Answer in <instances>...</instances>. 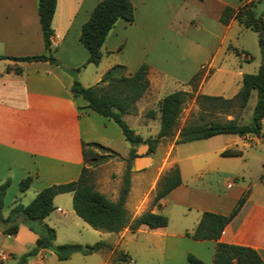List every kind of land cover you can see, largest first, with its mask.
Wrapping results in <instances>:
<instances>
[{
    "label": "crops",
    "instance_id": "1",
    "mask_svg": "<svg viewBox=\"0 0 264 264\" xmlns=\"http://www.w3.org/2000/svg\"><path fill=\"white\" fill-rule=\"evenodd\" d=\"M97 1L99 0L55 1L50 21L52 31L50 42L57 64L47 60L23 61L0 58V183L6 178L9 180L4 191L0 212L3 217L7 215L14 200L25 204L22 203V197H25L27 191L31 190V194L34 196L44 186L74 180L83 164L81 140L98 142L114 150L110 142L123 139L110 120L89 109L79 96L72 97L69 89L72 82L70 72L78 67L86 69L87 65H93L91 63L84 64L87 51L79 43L78 35L82 23L88 18ZM129 1L133 6V20L131 22L123 19L115 21L100 47L99 62L93 65V70L86 72L79 69L75 75L76 79L82 86H90L96 83L102 73L113 64L123 65L125 73L130 74L144 63L147 66L149 87L154 85L160 90L161 81L164 79L163 75L168 74L173 80L184 83L182 90L188 91L190 87L186 83L187 80L203 64L206 63L207 67L212 66L215 52L210 54L207 49L201 48L185 38L186 21L180 15L184 1L177 0L175 7L167 6L170 11L166 10V14L162 13L160 7L162 0ZM216 1L218 2V21L221 9L229 3L224 0ZM246 1L249 0L244 2ZM233 21L236 20L231 19L227 24H221L225 29H229ZM238 25L243 27L240 23ZM144 40H147L146 44H142L146 46L145 51L139 53V47H142L139 43H144ZM184 48L193 50L194 55H183L181 59L176 60L173 54L177 49ZM227 50H231V45L228 44L225 47L221 62L228 60V54L225 55ZM45 52L37 17L36 1L0 0V55L31 56ZM17 68L19 72L15 71ZM217 71L228 74L225 69L220 67ZM235 73L236 76H221L220 86L223 89L217 95L203 90L208 77L211 76L201 78L195 94L223 98L234 96L241 86L244 74L240 71H235ZM225 90H228V93H225ZM137 103L138 100L136 107ZM228 117L230 116L228 115ZM95 121L97 123H94ZM237 121L239 122V119ZM247 136L217 134L199 139L207 141L208 146L205 151H201L195 156L207 157V160L211 154L221 157L240 156L241 154L223 156L220 152L226 148H234L236 137L246 139ZM129 147L130 145L127 154ZM135 152L137 153L136 148ZM117 153L121 158L127 156V154ZM216 161L220 160L216 159ZM224 163L226 162H220V165ZM261 165L264 168V158ZM138 172L139 170L136 171L131 166V176H139ZM27 175L31 176V181L28 188L20 193L17 186L18 181ZM132 181L131 178V186H129L124 201L127 211L131 215L139 214L147 209L155 212L156 205H152L153 207L143 205L139 209V198L133 204L134 209L129 208L128 195L133 189ZM180 186L181 183L169 192ZM227 186L230 188L232 185L227 182ZM135 191L139 193V188L137 187ZM242 191L243 188H239L226 204L202 210L227 214ZM101 193L103 194V192ZM68 194L70 195V193ZM58 197L56 194L52 198L54 208L43 218V222L54 229V240L56 239V228L62 227L61 232L66 239L54 244H61V242L91 244L97 240H103L117 248V244L127 233L134 235L138 231H144L142 227L145 226H140L133 232L127 228L116 232L93 229L82 221L72 208L60 209L55 204L58 202L56 199H61ZM64 201L67 204L66 199ZM158 202L161 207L163 205L162 198ZM53 216H56V220L52 223ZM78 221H82L83 224H78ZM164 227L146 228L151 234L168 242L183 241L187 244L186 250L193 253L200 262L203 260L201 258V252H203L207 256L205 262L211 263L216 240H195L186 236L184 233L193 227L169 233L163 229ZM82 231L86 233V236H93L92 241L76 239L83 236ZM109 233L114 235V241L108 239V235H111ZM35 238L36 234L22 223L18 224L14 234H4L0 225V262L6 264H121L113 260L110 248L89 254L73 252L63 260H58L54 253L48 249H40L32 256H23L31 248ZM217 241L251 247L264 264L263 197L259 199L249 191L239 209L224 225ZM128 262H131L130 256Z\"/></svg>",
    "mask_w": 264,
    "mask_h": 264
},
{
    "label": "trees",
    "instance_id": "2",
    "mask_svg": "<svg viewBox=\"0 0 264 264\" xmlns=\"http://www.w3.org/2000/svg\"><path fill=\"white\" fill-rule=\"evenodd\" d=\"M35 1L41 37L46 52L31 56L0 55V58L23 61L47 60L57 64L50 43L52 34L50 21L56 0ZM259 1L264 0H249L236 7L226 4L218 15V21L222 24H227L231 19H234L242 26L257 33L261 63L256 72L244 73L237 93L231 98H223L221 96L195 94L202 77L200 71H197L186 82L190 87L188 91L174 90L158 99L156 108L158 128L154 137L143 139L123 119L125 114L135 110L137 100L148 87L146 64H140L130 74L125 73L123 65L113 64L102 73L96 83L90 86H82L76 79L75 75L80 67L70 72L72 76L69 88L71 96L81 97L89 109L114 123L130 147L126 158H121L117 152L98 142L81 140L83 164L74 180L44 186L35 193L27 204L23 205L18 200H14L5 217L1 216L0 213V225L4 234H14L19 223L24 224L36 234L33 245L23 256H32L40 249H48L54 253L58 260H63L73 252L89 254L104 248H110L112 249L114 261L127 262L129 260L126 252L103 240H97L91 244H54V229L44 223L43 218L54 208L52 198L59 193H70L72 210L93 229L116 232L122 228H127L133 232L140 226L149 229L165 226L167 218L160 213L147 209L139 214L131 215L124 206L129 191L130 163L137 156L135 146L139 143H146V153H150L154 150L156 144L164 139L173 140L174 144L205 139L217 134L252 135L264 139V130L262 129L264 127V11L259 14L256 13L255 4ZM117 19H123L127 22L133 20V6L129 0H99L92 7L88 18L82 23L78 35L79 43L87 51L84 64L96 65L99 62L100 47ZM15 71L19 72V69L17 68ZM252 91H255V102L252 106L249 122L239 123L234 117L223 120L204 119L205 114L211 113L216 108L227 111L234 103L238 108H243ZM192 96L199 106V112L195 120H188L177 127L181 107ZM145 115L153 118L155 112L150 109L145 112ZM220 154L223 156H237L241 154V151L237 148H226ZM110 158L125 161L121 185L115 200L107 198L94 187L89 177L88 166H86V163L93 165ZM30 181L31 176L29 175L21 178L17 184L18 191L20 193L25 191ZM8 183V178L0 183V212L4 191ZM179 184V169L173 164L158 176L150 205L159 206L158 201ZM246 194L247 190H244L227 214L202 211L194 227L184 233L195 240H216L210 264H263L253 248L217 241L224 225L239 209ZM186 257L190 262L201 263L199 259L190 253Z\"/></svg>",
    "mask_w": 264,
    "mask_h": 264
},
{
    "label": "rangeland",
    "instance_id": "3",
    "mask_svg": "<svg viewBox=\"0 0 264 264\" xmlns=\"http://www.w3.org/2000/svg\"><path fill=\"white\" fill-rule=\"evenodd\" d=\"M183 1L184 5L180 15L186 21L184 26L185 38L189 42L207 49L210 54L215 52L212 66L207 67L205 63L194 72L200 71L201 78L211 76L208 77V81L203 87L204 91H210V93L215 95L221 93L223 89L220 86L222 83L221 76H236L235 71L242 73L256 72L261 63V53L256 32L244 26L241 27L236 21H233L229 29H225L217 21L218 2L216 0ZM224 1H227L228 5L232 7H236L245 0ZM176 3L177 0L160 1L162 13L164 14L165 12L166 14V10L169 12L170 9L167 6L171 7L172 5L175 7ZM255 11L258 14L264 11L263 1L255 4ZM188 19H191V21ZM146 42L147 40H144V43H139L142 46L139 47V53L145 51L146 46L142 44H146ZM228 44L231 45V50L225 52V55L228 54V60L221 62V57L224 56L223 52ZM173 55L178 60L183 55L193 56L194 51L188 48L177 49ZM218 67L225 69L228 74L217 71ZM93 68V65H87L86 69L80 70L87 72L88 70H93ZM163 76L164 79L161 81L160 90L154 85L149 87L148 84L146 91L138 99L135 110L123 116L129 127L134 129L143 139L154 137L157 131L156 108L158 99L168 92L183 89L185 85L173 80L168 74ZM227 91L225 90V93H228ZM254 102L255 91H252L243 108H238L236 103L227 111L216 108L211 113L205 114L204 119L223 120L234 117L236 120L239 119V123H247L250 121ZM150 109L155 112V117L153 118L145 115V112ZM198 112L199 106L193 96L188 98L181 107L177 127L188 120H195ZM94 123L97 122L95 121ZM112 124L120 134L119 128L114 123ZM262 129L264 130V127ZM110 144L120 154H127L129 143L126 140H112ZM207 146L208 143L205 140H194L174 145L173 140L164 139L156 144L152 152L146 153L147 144H137L135 146L137 156L133 159L132 164L130 163L129 186H131L132 178L133 189L130 190L128 195L129 208L134 209L133 204L137 202L138 198L139 209L143 205L145 207H153L150 205V201L156 187V180L163 171L173 164L179 169L181 186L172 192H168L162 198L163 205L161 207L155 206V212L167 218V223L163 229L168 233L180 231L186 227H193L200 213L204 211L202 209H213L220 204H226L229 198L231 199L241 187L243 191L247 190V193L251 191L255 197L259 199L263 197L264 199V168L261 165L264 158L263 138L252 135H248L246 139L236 137L235 146L233 147L241 151V155L237 157H221L211 154L208 158L209 160H207V157L195 156V154L205 151ZM123 158H126V156ZM211 158L212 160H210ZM216 159L220 161L217 162ZM220 162L226 163L220 165ZM86 166H88L89 177L94 187L107 197L116 198L121 185L122 173L125 169V161L110 158L93 165L86 163ZM131 166L134 170H139V176H131ZM216 166L219 168H215ZM227 182L232 185L230 188L227 186ZM137 187L139 188V193L135 191ZM32 195L31 190L27 191L25 197H22V203L27 204L33 197ZM58 196L61 199H56L58 202H54L60 209L71 208L70 195L68 193H61ZM65 199L67 204L64 201ZM55 220L56 216H53L51 222L53 223ZM78 222V224H83L82 221ZM59 227L56 228L54 243H59L66 239L63 232H61L62 227ZM142 228L144 231H138L134 235L127 233L121 242L117 244V248L126 252L131 258V262H120L121 264H195L188 261L187 254L190 253L193 256L194 254L186 250L187 244L183 241L168 242L151 234L146 227ZM82 233L83 236L76 239H79V241L84 239L92 241L93 236H86L83 231ZM109 234L111 235H108V239L114 241V235L112 233ZM201 258L203 260L200 264H207L205 262L207 261V256L203 252H201ZM0 264L6 263L0 262Z\"/></svg>",
    "mask_w": 264,
    "mask_h": 264
},
{
    "label": "built area",
    "instance_id": "4",
    "mask_svg": "<svg viewBox=\"0 0 264 264\" xmlns=\"http://www.w3.org/2000/svg\"><path fill=\"white\" fill-rule=\"evenodd\" d=\"M51 43V42H50Z\"/></svg>",
    "mask_w": 264,
    "mask_h": 264
}]
</instances>
